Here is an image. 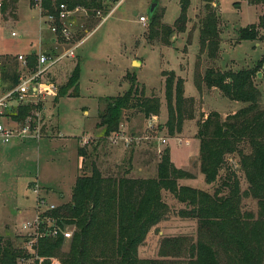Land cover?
<instances>
[{"label": "rangeland", "instance_id": "rangeland-1", "mask_svg": "<svg viewBox=\"0 0 264 264\" xmlns=\"http://www.w3.org/2000/svg\"><path fill=\"white\" fill-rule=\"evenodd\" d=\"M182 1L186 6L185 21L175 24ZM0 2V62L7 72L6 81L0 82L1 91L2 83H8L9 74L18 65V54L28 55L24 53L40 39L41 52L51 45L49 32L39 19L41 10L39 13L38 8L29 7L26 0ZM153 4L156 6L150 20ZM210 14L215 18L219 49L213 57L204 51L198 61L199 32ZM261 14L263 0H122L102 25L89 12L77 15L75 41L81 43L75 57L63 59L49 76L59 88L57 96L36 107L28 105L30 111L22 119L13 118L21 117L18 110L7 114L15 125L19 124L13 127L26 123L34 127L38 123L42 141L13 139L5 144L0 139V237L22 250L18 263L35 264L33 239L22 230V224L36 216V190L49 205L68 204L74 179L89 175L91 163L104 176L146 179L156 177L158 164L166 154L175 168L189 175L179 181L180 185L189 179L195 189L213 190L218 182L208 185L200 173L198 124L209 112L216 111L223 119L246 104L231 102L217 89L204 85L199 93L193 82L195 67L198 63L200 74L208 68L236 73L253 69L260 60L253 83L260 92L258 103L264 108V40H237L239 29L256 23ZM142 16L147 20L145 25L139 22ZM11 33L16 37H11ZM76 64L81 68V76L78 96L73 97L71 89L64 87ZM170 71L174 73V82L183 81L184 97L192 100L185 107L192 118L182 120L180 130L175 129L173 134L166 127L164 95L165 75ZM129 88L137 97L160 100L159 115L151 128L138 110L131 109L121 113L116 133L107 138L97 137L102 133L96 124L98 113L107 103L104 98L122 95ZM23 107L27 106L20 109ZM0 124L7 122L0 119ZM78 148L85 150L84 159L78 157ZM226 159L238 168L235 155H227ZM220 174H224L223 168ZM238 178L240 191L246 190L243 174L238 173ZM162 199L172 214L149 231L138 248L140 258H159L164 238L196 239L195 221L173 213L184 206L168 192L162 194ZM241 210L256 214V201L242 197ZM64 242L67 249L68 240Z\"/></svg>", "mask_w": 264, "mask_h": 264}, {"label": "trees", "instance_id": "trees-1", "mask_svg": "<svg viewBox=\"0 0 264 264\" xmlns=\"http://www.w3.org/2000/svg\"><path fill=\"white\" fill-rule=\"evenodd\" d=\"M104 0H54L69 8L84 7L93 15L96 8L104 9ZM264 2V0H263ZM50 1L44 2L43 11H52ZM185 5L180 3V15L175 24L185 21ZM154 14L151 15L152 20ZM212 14L205 18L199 32L198 61L204 51L213 57L220 42ZM180 27V30H183ZM264 14L256 23L238 31V41L264 40ZM34 60V55L27 56ZM259 60L251 70L236 73L208 68L199 73L196 64L193 82L200 93L204 85L217 89L231 102L246 104L227 114L223 119L216 111L204 115L198 124L200 173L208 185H217L210 192L179 184L188 173L175 168L164 154L154 178H114L104 176L94 163L89 175H80L70 191V202L58 206L55 217L74 227L73 236L64 249L61 238H40L33 246L35 264H264V108L258 100L260 92L253 83ZM7 72L3 71L5 82ZM80 67L78 64L66 83L73 97L78 96ZM172 71L164 80L167 102L166 127L170 134L184 119L192 116L185 107L192 100L184 97L183 81ZM8 87L17 82L16 69L9 74ZM62 88V89H64ZM59 93L57 89L56 96ZM55 96V97H56ZM104 110L98 113L96 128H105L104 137L119 130L121 113L136 109L146 121L153 122L160 111L156 97H137L132 88L115 97H105ZM175 109V111H174ZM18 110L22 119L30 106ZM175 118V119H174ZM78 157L85 158V150L78 148ZM227 155H235L238 168L227 162ZM223 168L224 174H220ZM238 173H242L247 189L240 191ZM168 192L184 206L173 212L181 219L195 221L196 239L188 237L164 238L159 247V258H140L138 248L149 231L172 214L163 201ZM256 201L257 212L241 210L242 197ZM22 250L0 237V264H18ZM41 260V261H40Z\"/></svg>", "mask_w": 264, "mask_h": 264}, {"label": "built area", "instance_id": "built-area-1", "mask_svg": "<svg viewBox=\"0 0 264 264\" xmlns=\"http://www.w3.org/2000/svg\"><path fill=\"white\" fill-rule=\"evenodd\" d=\"M34 7L41 10L43 16L42 23L46 30L50 33V50L39 51L34 55V60H28L22 55L17 56L18 65L16 67L17 82L8 87V83H2L3 90L0 91V117L12 114L20 106H38L41 101L56 95L57 86L49 78L52 70L65 58L73 59L76 49L81 41H75V27L77 25L76 18L78 14L87 15L88 10L81 6L69 8L66 4H54V0H27ZM52 3V11L47 9L43 11L44 2ZM122 0H104V9L96 8L92 11L93 17L102 25L113 13L117 5ZM110 5V6H109ZM1 7V2H0ZM41 16V18H42ZM139 22L143 25L147 20L144 16L140 17ZM87 33V31L85 32ZM11 37H16L15 33H11ZM52 48V50H51ZM3 64L0 62V82L3 76ZM148 127L154 123L147 121ZM19 124L3 125L0 124V139L3 143L8 144L11 140L32 139L40 141L41 130L38 123L34 127L26 123L24 126ZM18 128V129H14ZM127 142V138L124 139ZM165 143V140H161ZM38 188V187H37ZM37 192V200L35 207L34 219L22 224V230L25 231L33 239L34 246L40 238H61L62 240H70L73 236L74 227L65 224L53 214H55L58 206L49 205L44 201V197ZM67 226L72 227L68 229ZM36 252L32 255L34 257ZM41 261V260H40ZM23 264V263H18Z\"/></svg>", "mask_w": 264, "mask_h": 264}, {"label": "crops", "instance_id": "crops-1", "mask_svg": "<svg viewBox=\"0 0 264 264\" xmlns=\"http://www.w3.org/2000/svg\"><path fill=\"white\" fill-rule=\"evenodd\" d=\"M26 1H27V0H26ZM19 2H20V1H19ZM26 4H27L29 7H34V6H33L32 4H30L28 1L26 2ZM34 8H37V7H34ZM38 12H39V9H38ZM39 13H40V12H39ZM39 13H38V14H39ZM39 19H40V22H42L40 16H39ZM49 36L51 37L50 33H49ZM50 37H49V42H50ZM42 47H43V46H42L41 39H40V40L38 41V44H37L34 48H31L30 50H28V52L24 53V55H25V54H28V55H30V54H36V53H38L39 51H41ZM48 50H50V48H49ZM48 50H46V51H48ZM18 55H20V54H18ZM22 55H23V54H22ZM28 55H25V56L27 57ZM80 76H81V68H80ZM79 80H80V78H79ZM85 113H86V112H83V114H85ZM87 113H88V112H87ZM8 117H10V116H2V117H0V119H1V120H5V121L7 122L6 125H12V124H14V122H13L12 120H10V118H8ZM9 123H10V124H9ZM98 129H100L102 133H100V135L97 136V137H99V138L104 137L105 128L102 127V128H98ZM40 141H42V140H40ZM189 181H190V180L188 179L187 181L182 182L181 185L194 188L193 186L190 185V182H189ZM74 182H75V179H74V181H73V184H74ZM73 184H72V185H73ZM196 189H197V188H196Z\"/></svg>", "mask_w": 264, "mask_h": 264}, {"label": "water", "instance_id": "water-1", "mask_svg": "<svg viewBox=\"0 0 264 264\" xmlns=\"http://www.w3.org/2000/svg\"><path fill=\"white\" fill-rule=\"evenodd\" d=\"M155 4H153L151 7H150V17L151 15L154 13V8H155Z\"/></svg>", "mask_w": 264, "mask_h": 264}]
</instances>
